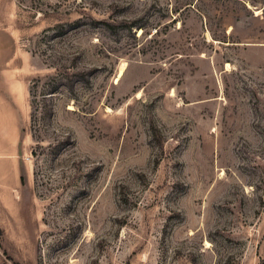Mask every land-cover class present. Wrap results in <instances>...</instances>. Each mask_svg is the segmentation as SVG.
Masks as SVG:
<instances>
[{
    "label": "rangeland",
    "instance_id": "374dc122",
    "mask_svg": "<svg viewBox=\"0 0 264 264\" xmlns=\"http://www.w3.org/2000/svg\"><path fill=\"white\" fill-rule=\"evenodd\" d=\"M0 264H264V0H0Z\"/></svg>",
    "mask_w": 264,
    "mask_h": 264
},
{
    "label": "trees",
    "instance_id": "16d2710c",
    "mask_svg": "<svg viewBox=\"0 0 264 264\" xmlns=\"http://www.w3.org/2000/svg\"><path fill=\"white\" fill-rule=\"evenodd\" d=\"M48 87H50V86H48ZM60 87H61V85L59 86V88ZM33 88H34V91L32 89V92H37V91H35L38 88L37 84H34ZM59 88L58 87L56 88V86H55V87L51 88L49 91L47 90L48 91L47 95L48 96L50 95L47 99L55 97L56 94L59 93ZM34 111L37 113V115H39V113H42V116H43V112L45 111L44 114L48 113L49 116H53L54 115V106L51 105L50 108H46V106L45 107L39 106L38 108H35ZM34 117H36V115H34ZM34 136H35V134H34ZM39 138H40L39 136H35V139H39ZM22 182H23V179H22Z\"/></svg>",
    "mask_w": 264,
    "mask_h": 264
},
{
    "label": "bare ground",
    "instance_id": "6f19581e",
    "mask_svg": "<svg viewBox=\"0 0 264 264\" xmlns=\"http://www.w3.org/2000/svg\"><path fill=\"white\" fill-rule=\"evenodd\" d=\"M125 69H126V66H125V64H124V65L121 67V70H120V77H122V75H123Z\"/></svg>",
    "mask_w": 264,
    "mask_h": 264
}]
</instances>
